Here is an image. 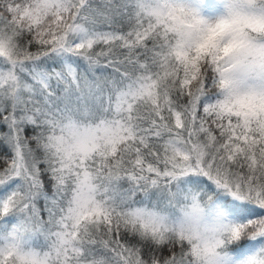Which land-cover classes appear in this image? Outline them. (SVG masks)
Listing matches in <instances>:
<instances>
[{"label": "snow or ice", "instance_id": "1", "mask_svg": "<svg viewBox=\"0 0 264 264\" xmlns=\"http://www.w3.org/2000/svg\"><path fill=\"white\" fill-rule=\"evenodd\" d=\"M0 264H264V0H0Z\"/></svg>", "mask_w": 264, "mask_h": 264}]
</instances>
